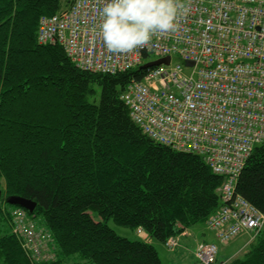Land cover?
Segmentation results:
<instances>
[{
	"label": "trees",
	"instance_id": "trees-1",
	"mask_svg": "<svg viewBox=\"0 0 264 264\" xmlns=\"http://www.w3.org/2000/svg\"><path fill=\"white\" fill-rule=\"evenodd\" d=\"M72 1L0 0V264H164L152 240L168 248L169 237L207 225L226 179L202 155L156 141L133 120L121 94L148 68L85 70L60 43L39 42L41 18ZM235 187L264 210V142ZM11 195L34 200V211L9 203ZM20 208L51 236L53 259L35 261L22 246L13 230ZM111 219L144 239L120 235ZM228 259L264 264V228Z\"/></svg>",
	"mask_w": 264,
	"mask_h": 264
},
{
	"label": "built area",
	"instance_id": "built-area-1",
	"mask_svg": "<svg viewBox=\"0 0 264 264\" xmlns=\"http://www.w3.org/2000/svg\"><path fill=\"white\" fill-rule=\"evenodd\" d=\"M108 2L73 0L68 9L43 16L39 42H58L78 66L102 73L139 67L147 62L143 53L170 56L168 64L150 67L142 80L129 83L121 97L150 137L202 155L225 177L222 204L206 223L220 241L243 234L253 239L264 228V210L235 186L253 147L264 142V0H181L188 11L179 16L176 30L153 36L148 47L126 55L104 46L101 9ZM174 55L180 58L175 65ZM13 214L14 232L32 258L53 259L47 231L35 228L24 210ZM166 244L174 249L178 237ZM217 253L215 243L200 242L193 264H229Z\"/></svg>",
	"mask_w": 264,
	"mask_h": 264
},
{
	"label": "clouds",
	"instance_id": "clouds-1",
	"mask_svg": "<svg viewBox=\"0 0 264 264\" xmlns=\"http://www.w3.org/2000/svg\"><path fill=\"white\" fill-rule=\"evenodd\" d=\"M187 11L181 0H109L101 9L104 46L116 55L148 47L153 36L175 31Z\"/></svg>",
	"mask_w": 264,
	"mask_h": 264
},
{
	"label": "rangeland",
	"instance_id": "rangeland-1",
	"mask_svg": "<svg viewBox=\"0 0 264 264\" xmlns=\"http://www.w3.org/2000/svg\"><path fill=\"white\" fill-rule=\"evenodd\" d=\"M156 55L151 54L147 58L148 60L155 59ZM180 62V58L176 55L172 58V64H177ZM185 71H189L188 68L184 66ZM8 207L11 208V206ZM91 213L96 219H100V216L96 212ZM41 218H36L40 220ZM109 225L120 235L128 237L130 239H144L143 235L139 234V231L128 226H124L116 223L114 220H109ZM193 235L186 238L185 246L178 247L174 251L169 250L162 242L157 240H152L153 244L156 246L159 255L164 262V264H193L195 259L194 252L199 241H212L217 245L218 253L217 258L220 260H226L234 255H242L243 252L248 247V241L250 240L249 234H243L235 239L223 243L219 240L214 230H211L204 223H197L191 227ZM183 233V232H182ZM189 234V231L187 232Z\"/></svg>",
	"mask_w": 264,
	"mask_h": 264
},
{
	"label": "water",
	"instance_id": "water-1",
	"mask_svg": "<svg viewBox=\"0 0 264 264\" xmlns=\"http://www.w3.org/2000/svg\"><path fill=\"white\" fill-rule=\"evenodd\" d=\"M170 59H171L170 56H165V57L157 58L154 60H150V61L142 64L140 66V68L141 69L150 68L153 66H158L162 63L168 64L170 62ZM188 63L192 64L193 62L188 61ZM1 197H2V191L0 190V198ZM7 201L11 204L19 205V206L29 210L30 212L34 211V209L36 207V202L34 200L25 198V197L20 196V195H11L8 197Z\"/></svg>",
	"mask_w": 264,
	"mask_h": 264
},
{
	"label": "crops",
	"instance_id": "crops-1",
	"mask_svg": "<svg viewBox=\"0 0 264 264\" xmlns=\"http://www.w3.org/2000/svg\"><path fill=\"white\" fill-rule=\"evenodd\" d=\"M189 231V234H187V232ZM193 235V231H192V229H191V227L190 228H188L185 232H183V233H181V235L179 236V240H180V246L181 247H183V246H185V240H186V238H189L190 236H192ZM200 242V241H199ZM249 242H250V240L248 241V244H249ZM198 243V242H197ZM179 246V247H180ZM177 249V248H176ZM171 250V249H170ZM196 250V249H195ZM172 251V250H171ZM195 253V252H194ZM195 256V255H194ZM195 261V260H194Z\"/></svg>",
	"mask_w": 264,
	"mask_h": 264
},
{
	"label": "bare ground",
	"instance_id": "bare-ground-1",
	"mask_svg": "<svg viewBox=\"0 0 264 264\" xmlns=\"http://www.w3.org/2000/svg\"><path fill=\"white\" fill-rule=\"evenodd\" d=\"M124 92V91H123ZM121 96H122V94H121ZM1 190V189H0ZM2 191V190H1ZM172 237V236H171ZM173 237H177V236H173Z\"/></svg>",
	"mask_w": 264,
	"mask_h": 264
}]
</instances>
